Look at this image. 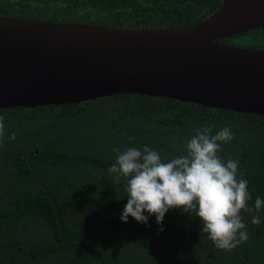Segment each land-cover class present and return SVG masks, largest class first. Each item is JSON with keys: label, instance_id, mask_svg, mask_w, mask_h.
<instances>
[{"label": "trees", "instance_id": "trees-1", "mask_svg": "<svg viewBox=\"0 0 264 264\" xmlns=\"http://www.w3.org/2000/svg\"><path fill=\"white\" fill-rule=\"evenodd\" d=\"M221 0H0V16L112 28L189 27ZM221 42L264 49V26ZM0 264H264V205L241 211L249 234L231 251L201 233V221L170 209L158 232L131 217L125 179L107 169L117 152L145 145L165 161L195 130L227 127L218 155L239 163L253 207L264 200V116L171 98L118 93L79 103L0 108ZM13 134L15 138L13 139ZM133 139H129V138ZM147 215V213H145Z\"/></svg>", "mask_w": 264, "mask_h": 264}, {"label": "water", "instance_id": "water-1", "mask_svg": "<svg viewBox=\"0 0 264 264\" xmlns=\"http://www.w3.org/2000/svg\"><path fill=\"white\" fill-rule=\"evenodd\" d=\"M263 26L264 0H221L182 28L0 16V108L137 93L264 116V49L220 41Z\"/></svg>", "mask_w": 264, "mask_h": 264}, {"label": "clouds", "instance_id": "clouds-1", "mask_svg": "<svg viewBox=\"0 0 264 264\" xmlns=\"http://www.w3.org/2000/svg\"><path fill=\"white\" fill-rule=\"evenodd\" d=\"M213 127L196 129L184 153L167 161L147 145L122 152L114 149L118 154L107 171L117 181L125 179L128 199L120 216L122 222L131 217L150 227L148 219L154 215L158 232H162L160 225L165 213L181 209L190 215L195 213L201 221V233L207 234L217 249L231 251L248 240L240 213L242 210L257 213L251 217V223L258 225L264 200L257 197L254 206H248L252 197L242 172L238 178V161L229 159L225 163L218 155L222 143L231 141L232 134L227 127L213 134ZM2 132L3 117H0Z\"/></svg>", "mask_w": 264, "mask_h": 264}]
</instances>
